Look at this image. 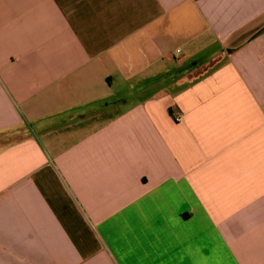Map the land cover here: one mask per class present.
<instances>
[{
	"label": "crops",
	"instance_id": "0c3cea01",
	"mask_svg": "<svg viewBox=\"0 0 264 264\" xmlns=\"http://www.w3.org/2000/svg\"><path fill=\"white\" fill-rule=\"evenodd\" d=\"M0 264H264V0H0Z\"/></svg>",
	"mask_w": 264,
	"mask_h": 264
},
{
	"label": "built area",
	"instance_id": "2783aa9c",
	"mask_svg": "<svg viewBox=\"0 0 264 264\" xmlns=\"http://www.w3.org/2000/svg\"><path fill=\"white\" fill-rule=\"evenodd\" d=\"M174 119H175V121H181V119H182L181 113H179V112L175 113Z\"/></svg>",
	"mask_w": 264,
	"mask_h": 264
}]
</instances>
